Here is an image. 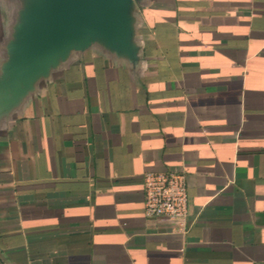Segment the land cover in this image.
<instances>
[{
  "label": "crops",
  "instance_id": "crops-1",
  "mask_svg": "<svg viewBox=\"0 0 264 264\" xmlns=\"http://www.w3.org/2000/svg\"><path fill=\"white\" fill-rule=\"evenodd\" d=\"M126 48L0 93V264H264V0H131ZM16 10L0 6V82ZM6 99V100H5ZM186 180V232L143 174Z\"/></svg>",
  "mask_w": 264,
  "mask_h": 264
},
{
  "label": "water",
  "instance_id": "water-1",
  "mask_svg": "<svg viewBox=\"0 0 264 264\" xmlns=\"http://www.w3.org/2000/svg\"><path fill=\"white\" fill-rule=\"evenodd\" d=\"M1 97L24 91L58 56L103 38L126 48L131 0H18ZM0 97V98H1ZM5 99V100H6ZM1 101V99H0Z\"/></svg>",
  "mask_w": 264,
  "mask_h": 264
},
{
  "label": "built area",
  "instance_id": "built-area-1",
  "mask_svg": "<svg viewBox=\"0 0 264 264\" xmlns=\"http://www.w3.org/2000/svg\"><path fill=\"white\" fill-rule=\"evenodd\" d=\"M143 208L147 218H165L186 232L188 197L186 180L179 171H147L143 174Z\"/></svg>",
  "mask_w": 264,
  "mask_h": 264
},
{
  "label": "rangeland",
  "instance_id": "rangeland-1",
  "mask_svg": "<svg viewBox=\"0 0 264 264\" xmlns=\"http://www.w3.org/2000/svg\"><path fill=\"white\" fill-rule=\"evenodd\" d=\"M18 3V0H0V6L8 14L19 7Z\"/></svg>",
  "mask_w": 264,
  "mask_h": 264
}]
</instances>
